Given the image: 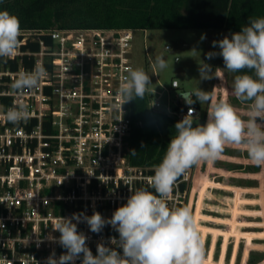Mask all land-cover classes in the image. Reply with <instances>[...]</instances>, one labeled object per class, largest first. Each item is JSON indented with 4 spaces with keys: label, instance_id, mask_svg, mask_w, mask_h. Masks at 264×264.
<instances>
[{
    "label": "built area",
    "instance_id": "obj_1",
    "mask_svg": "<svg viewBox=\"0 0 264 264\" xmlns=\"http://www.w3.org/2000/svg\"><path fill=\"white\" fill-rule=\"evenodd\" d=\"M20 41L14 57L0 58V264H46L53 253L58 258L65 252L54 231L60 216L96 211L111 218L130 189L148 187L154 167L128 162L131 101L121 110L117 99L121 77L134 69V31H27ZM37 64L45 67L47 77L22 97L30 117L14 125L3 119L18 101L11 84L19 72ZM172 87L179 88L178 82ZM150 106L154 111L162 107L153 97ZM164 113L181 120L188 111ZM192 182L189 169L173 187L170 208L183 204ZM78 231L89 238L94 255L99 242L115 247L110 238L119 239L111 225L97 234L81 222Z\"/></svg>",
    "mask_w": 264,
    "mask_h": 264
},
{
    "label": "clouds",
    "instance_id": "obj_2",
    "mask_svg": "<svg viewBox=\"0 0 264 264\" xmlns=\"http://www.w3.org/2000/svg\"><path fill=\"white\" fill-rule=\"evenodd\" d=\"M21 35L19 18L0 10V58L18 53ZM217 45L220 51L209 52L207 58L221 56L224 69L236 74L232 94L242 103L251 102L248 110L241 113L233 104L199 87L180 94L187 105L197 101L208 104L206 123H197L195 109L189 107L188 114L175 124V135L162 161L154 166V175L147 180L148 187L130 189L126 203L111 218L106 219L96 211L91 216L84 213L60 216L54 231L60 234L57 242L65 252L58 258L53 253L46 264H76L77 260L81 264H207L205 243L192 210L187 206L170 208L167 201L178 178L193 166L218 159L225 146L246 151L253 165L264 167V18H249L248 25L240 31L213 42V47ZM154 67L162 71L168 63L157 56ZM211 70L212 66L207 63L200 65L201 78L211 79ZM46 77L47 70L41 64L31 71L19 72L11 84L18 101L6 109L3 119L14 125L27 121L29 105L22 97L38 88ZM150 85V76L143 68H128L117 89L121 110L127 102L142 100ZM81 222H86L90 231L97 234L111 225L119 234V239L110 238V244L115 247L101 241L94 255L87 246L89 238L78 231Z\"/></svg>",
    "mask_w": 264,
    "mask_h": 264
},
{
    "label": "rangeland",
    "instance_id": "obj_3",
    "mask_svg": "<svg viewBox=\"0 0 264 264\" xmlns=\"http://www.w3.org/2000/svg\"><path fill=\"white\" fill-rule=\"evenodd\" d=\"M231 33L205 29L134 31L132 64L134 69L143 68L150 76L152 85L147 94L160 102L159 112L175 109L177 102L184 104L181 95L198 87L230 103V98L235 97L234 75L224 69L221 56L208 59L207 54L218 53L220 49L218 45L213 47V42ZM157 56L167 61L166 69L154 67ZM203 63L212 66L211 79L201 78ZM220 74L226 93L222 79L215 77ZM173 81L178 82L179 88L172 87ZM197 102V122L206 123L208 104ZM235 107L243 113L248 110V106ZM190 171L194 185L192 182L188 187L181 207L192 209L197 229L206 242L207 264H250L253 255L251 264H264V167L253 165L246 151L225 146L218 159L201 163ZM216 241L214 255L209 254L212 242ZM221 247L226 250L222 258Z\"/></svg>",
    "mask_w": 264,
    "mask_h": 264
},
{
    "label": "trees",
    "instance_id": "obj_4",
    "mask_svg": "<svg viewBox=\"0 0 264 264\" xmlns=\"http://www.w3.org/2000/svg\"><path fill=\"white\" fill-rule=\"evenodd\" d=\"M0 10L16 15L22 32L205 29L234 33L248 25L249 18H264V0H0ZM219 76L226 93L223 76ZM151 99L152 95L146 93L142 100L130 102L132 126L126 157L130 165L144 169L153 168L162 161L167 145L175 135V124L180 121L152 110ZM230 103L246 107L251 102L242 103L233 97ZM189 107L199 110L198 102L193 105L179 103L175 110L188 111ZM199 123L204 124V120ZM194 168L196 166L190 169ZM184 189L185 185H182ZM254 259V255L251 256L250 264Z\"/></svg>",
    "mask_w": 264,
    "mask_h": 264
},
{
    "label": "crops",
    "instance_id": "obj_5",
    "mask_svg": "<svg viewBox=\"0 0 264 264\" xmlns=\"http://www.w3.org/2000/svg\"><path fill=\"white\" fill-rule=\"evenodd\" d=\"M191 205H192V204L190 203V206H191ZM191 210H192V209H191ZM252 211H255V210H252ZM204 243H206L205 240H204ZM216 246H217V241H216L215 245H214L213 242H212V244H211V248H210V250H209V254L212 253V255H214V251H215V249H216ZM222 246H223V244H222ZM226 249H227V248H226ZM225 253H226V250L223 251V248L221 247L220 258H222L223 255L225 256Z\"/></svg>",
    "mask_w": 264,
    "mask_h": 264
},
{
    "label": "water",
    "instance_id": "obj_6",
    "mask_svg": "<svg viewBox=\"0 0 264 264\" xmlns=\"http://www.w3.org/2000/svg\"><path fill=\"white\" fill-rule=\"evenodd\" d=\"M180 102H177V104H179ZM199 115V111L198 110H195V112H194V116H198Z\"/></svg>",
    "mask_w": 264,
    "mask_h": 264
}]
</instances>
